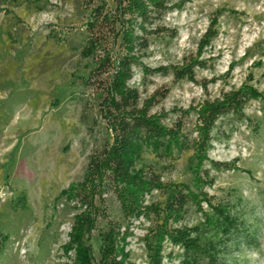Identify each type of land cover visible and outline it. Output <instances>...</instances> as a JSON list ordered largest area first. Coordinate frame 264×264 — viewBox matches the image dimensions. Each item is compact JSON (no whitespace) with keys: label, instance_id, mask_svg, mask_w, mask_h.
I'll return each instance as SVG.
<instances>
[{"label":"rangeland","instance_id":"obj_1","mask_svg":"<svg viewBox=\"0 0 264 264\" xmlns=\"http://www.w3.org/2000/svg\"><path fill=\"white\" fill-rule=\"evenodd\" d=\"M118 1L0 0V230L9 235L0 264H73L74 253L65 255L62 246L69 241L76 203L68 204L62 191L82 182L106 130L104 119L90 107L93 86H84L75 74L86 72L81 51L95 32L88 25L94 10L105 3L102 14L111 12ZM214 17L219 35L201 55L207 66L195 68V81L176 79L171 67L197 56ZM109 28L101 30L109 35ZM146 29L143 35L137 28L149 40L146 50H137L143 64L170 69L143 74L141 66L135 67L131 85L142 102L157 96L152 112H167L168 124L183 115L190 138L197 134L195 116L181 110L239 88L251 72L254 87L264 90V0H168L167 9L154 14ZM111 42L114 53L121 54L119 41ZM263 113L262 102L250 100L246 119L231 115L214 131L209 155L221 165L206 162L204 170L215 182L205 190L214 203L233 205L241 222L218 264H264ZM192 153L185 150L174 168L163 171V180L190 182ZM23 194L26 201L17 205ZM98 208L94 236L110 220L126 224L112 193L103 195ZM200 219L201 213L191 209L182 224L194 226ZM130 223L131 262L148 264L141 239L150 224L143 217ZM92 244L97 254V241ZM181 253L166 243L163 264H179Z\"/></svg>","mask_w":264,"mask_h":264},{"label":"trees","instance_id":"obj_2","mask_svg":"<svg viewBox=\"0 0 264 264\" xmlns=\"http://www.w3.org/2000/svg\"><path fill=\"white\" fill-rule=\"evenodd\" d=\"M105 6V3L99 5L88 22L95 32L87 37L81 51L86 72L76 73L75 78L86 87L93 86L90 107L94 106L98 116L104 119L106 130L100 147L90 156L82 182L62 191L68 204L76 203L69 241L62 251L65 255L74 253L73 264H134L131 250H127L128 239L134 236L130 222L143 217L150 224L141 239L148 264H163L166 243L182 250L178 254L179 264H218L232 237L240 231L241 222L231 210L233 205L213 202L205 187L213 184L215 178L204 167L206 162L216 167L221 165L209 155L219 121L231 115L246 119L245 108L250 100L261 101L264 109V90L254 87L251 72L239 88L181 110L182 114L195 116L197 134L190 138L185 133L183 115L168 124L167 112H152L157 96L142 102L139 89L131 85L135 67L141 66L143 74L170 69L147 67L142 54L137 52L139 48L149 47V40L139 36L137 28L144 35L147 23L154 14L167 9L168 0H119L114 10L102 14ZM105 25L110 27L109 35L101 30ZM218 35V17H214L200 40L197 56L186 59L182 66L171 67L176 79L195 81V68L207 66L201 55ZM111 40L113 44L119 41L121 54L114 53ZM236 63H231L227 76ZM204 85L207 87V82ZM91 123L94 131L98 119ZM185 150L193 151L189 159L190 182L163 180V171L174 168ZM108 192L118 200L126 224L110 220L94 236L99 201ZM25 201L23 194L17 205ZM191 209L200 212L201 219L194 226L183 225ZM8 238L0 230V253ZM93 240L98 243L97 254ZM173 255L169 253V259Z\"/></svg>","mask_w":264,"mask_h":264}]
</instances>
